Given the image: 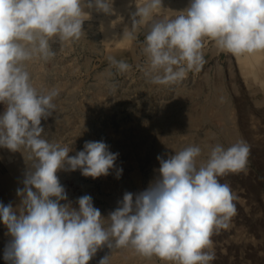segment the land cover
<instances>
[{"label":"clouds","instance_id":"obj_1","mask_svg":"<svg viewBox=\"0 0 264 264\" xmlns=\"http://www.w3.org/2000/svg\"><path fill=\"white\" fill-rule=\"evenodd\" d=\"M113 0H0V148L20 152L29 167L20 203H0V222L11 237L7 264H89L98 250L131 247L139 255L171 264H212V236L236 214V195L219 178L246 170L249 145L238 140L225 148L190 145L157 156L158 175L140 192H125L117 207L101 214L90 195L73 202L60 171L79 170L93 179L116 168L118 153L101 141L83 150L46 138L42 120L56 110L58 91L43 92L32 81L28 64L56 55L54 41L78 40L91 10L111 14ZM163 0H143L132 13L133 29L147 25L143 53L145 77L154 85L181 81L204 63L205 41L234 56L264 53V0H189L174 18L156 19ZM87 9V10H86ZM128 37L135 38L134 32ZM124 73L131 65L109 57ZM63 202V203H62ZM109 264V255L99 260Z\"/></svg>","mask_w":264,"mask_h":264},{"label":"rangeland","instance_id":"obj_2","mask_svg":"<svg viewBox=\"0 0 264 264\" xmlns=\"http://www.w3.org/2000/svg\"><path fill=\"white\" fill-rule=\"evenodd\" d=\"M164 17L174 18L175 15L171 12L169 14L160 12L155 18L162 19ZM131 21L132 16L128 22ZM83 31L90 45L82 42L80 38L67 42H58L57 40L52 43V47L56 52L54 58L48 62L36 60V63L40 66L37 70L43 72L42 76L44 77H41L44 78L45 86L46 83L48 84L46 87H49V90L53 88L54 83H58L62 79L72 80L71 83L76 82L74 84L75 95H68L66 88L56 89L59 94L54 99L56 110L53 114L58 121L53 126L49 117L47 120H42V125L45 128L48 140L61 143L62 145H69L75 150L78 149V151L83 150L84 143L87 140H102L108 145L110 140L119 131L124 129L126 123H131L136 119L151 115L158 102L170 94L169 89L174 85V83L169 84L170 87L169 85H161L162 87L156 85V87L158 86L156 88L144 76L145 70L148 67V60L142 49L148 31L147 25L138 27L135 39L132 40L133 50H130L126 57L106 54L105 44L101 35L98 36L95 32L85 27ZM97 44L101 48V51L95 48ZM109 57L128 63L131 65L130 70L124 73L119 72L111 65ZM216 61L220 63L224 78L229 83H227V89H230L236 97L244 96L251 106H253L251 114L253 118L247 119L248 121L244 123L243 127L252 129L255 137L254 141H250L247 138L245 142L250 146L252 151L257 148L260 150L256 149L255 152L259 155H264V104L256 107L253 103L254 99L260 98L264 94V90L262 88L254 92L251 90L256 89L254 87L260 83L258 79L248 76L249 67L245 65L244 61L238 60L236 56L230 53L219 51L211 41L206 40L204 63L198 70L188 71L185 78L180 82L189 83L192 78H200L205 71H208L209 75L213 76V67ZM228 62L232 63L231 67V64ZM101 70L105 71L103 79L106 84L105 86L103 85L104 82H98L95 77L96 72ZM38 71L37 73H34V71L30 73L32 79H35L39 75ZM63 76L65 77L62 78ZM49 90L46 89L43 92ZM58 103L61 104L58 105ZM57 105L61 109L57 110ZM234 109L231 112L237 110L236 108ZM3 111L4 105L0 104V113ZM64 111L66 114H64ZM234 115L240 118L239 114L235 113ZM238 118L236 117V119ZM130 132L127 130L125 134L130 135ZM180 137L184 136L180 135ZM0 150L2 153H0V181L8 175L13 180V184L16 185L20 179L22 180V166L18 160L20 152L13 153L5 148H0ZM256 153L252 154V156L250 151L245 171L219 178L221 183L229 184L232 192L236 195L237 199L233 202L236 205L237 211L229 221V226L220 229L212 236V250L215 253V260L212 264H264V171L257 163ZM135 157L133 162L135 165L127 157H124L127 163L126 166L129 169L131 168L130 170H138L141 175V184L143 189H145L157 175L154 176L155 172L148 159L145 157L139 158V155ZM59 179L66 189L68 200L73 202V206H76L75 201L79 197L91 194L94 206L100 209L104 217H107L108 213L117 207V202L123 198L117 192L114 191L113 193L110 191L109 193L104 188L103 182L107 179V176L93 179L91 177H84L77 170L64 172V174L59 176ZM3 192H0V197L4 196ZM113 249H116V247L112 249L104 247L98 250L89 264H99V260L105 255H110ZM1 256L0 253V264H6L4 256ZM153 261L155 264H171V262H165L157 257H153Z\"/></svg>","mask_w":264,"mask_h":264},{"label":"bare ground","instance_id":"obj_3","mask_svg":"<svg viewBox=\"0 0 264 264\" xmlns=\"http://www.w3.org/2000/svg\"><path fill=\"white\" fill-rule=\"evenodd\" d=\"M142 2L143 0H113V12L111 14H104L102 12L91 10L90 17L85 18L86 22H84L83 28L85 27L92 30L98 36L101 35L105 44L106 54L110 56L126 57L128 52L133 50L132 40L135 39H130L128 33L134 32L135 37V33L138 29L137 27L134 30L132 21L128 22V20L132 16V13L136 11V4L140 5ZM188 3L189 0H163L164 8L161 12H165L166 14L171 12L172 14L177 15L179 11H182L188 6ZM80 39L82 42L90 45L89 41L85 38L84 33L81 35ZM95 48H98V50L101 51L98 44L95 45ZM236 58L244 61L245 65L249 67V72L245 73L253 79H258L260 83L254 87L256 89L251 90H253V92L258 89L261 90V88L264 90V53L236 56ZM228 63L231 64V67L232 63ZM38 67L40 66H38L35 60L28 64V71L30 73L33 71L34 73H37V69H39ZM213 68V76L209 75L208 71H205L200 78H192L189 83H181L180 81L174 83L173 87L171 86L169 89L170 94L165 96L166 98L163 97L164 99H161V101L158 102L151 115L139 118L141 120L136 119L131 123L128 122L126 123V126L122 124L124 129L119 131L110 142L108 141V146L111 152L119 154L115 164L116 168H122L123 171L119 179L116 178L115 170L107 176V179L103 182L104 188L107 189V192L109 191L110 193V191H112L114 193L115 191L117 194L123 196L125 192L137 193L146 189H143L140 181L141 175L138 170H130L131 168H127L126 159L124 157H127L132 163L137 155H139V158L145 157L148 159V162L151 164L152 169L155 172V174L153 173L154 176H156L158 175L156 170H158L160 166L157 156H164L167 158V155L174 154V152L182 150L187 146L198 145L202 148L201 159H206L210 147L217 143L227 147L231 146L238 140L245 141L248 138L250 141H254V131L250 128L247 129L243 127L244 123L248 121L247 119L253 118L251 116L253 106H251L244 96L236 97L230 89H227L229 83L226 82V78H224V74L222 73L223 69L219 62L216 61ZM38 72L39 75H37L35 79H32L34 86L40 91L46 89L49 90V87H46L48 84L46 83L45 86L44 78H42L44 77L42 76L43 72ZM104 75L105 71L101 70L96 72L95 77L98 82L103 83ZM64 77L65 76L62 78ZM71 82L72 80L68 81V79H62L60 82L54 83L52 89L60 90L61 88H66L68 95H72L76 92L74 86L76 82ZM103 85H106L105 82ZM100 86L103 87L102 85ZM156 88H158V86ZM70 99L72 100V98ZM253 103L256 107L264 104V94L260 98L254 99ZM60 104L61 103H58V105ZM234 108L237 109V112H231L232 109L235 110ZM59 109H61L60 106H58L57 110ZM60 111L62 112V110ZM231 113L239 114L240 118ZM64 114H66L65 111ZM236 117L239 120L236 119ZM50 119L51 125L55 126L56 121H58L56 120V116L53 114ZM75 128L77 129V127ZM127 130L131 131L130 135L125 134V131ZM180 135H183L184 137H180ZM256 149L252 151L250 148L251 155L256 153ZM77 151L78 149L75 150L73 148V151L70 152L69 155H75ZM256 154L257 163L264 171V155ZM18 160L22 166V180L20 179L19 183L17 182L18 184L15 185L10 176L8 177V175H6V177L0 181V192L4 191V196L0 197V203L5 205L11 203L14 207L20 203V199L17 196V188H23V180L29 167L28 162L21 153L18 155ZM64 172L65 171H60L58 176H61ZM104 188L102 189L105 190ZM10 240L11 237L7 234V228L2 222H0V253L2 256H4L6 245ZM153 262V257H143L136 253L131 247L113 249L109 255V264H155Z\"/></svg>","mask_w":264,"mask_h":264},{"label":"crops","instance_id":"obj_4","mask_svg":"<svg viewBox=\"0 0 264 264\" xmlns=\"http://www.w3.org/2000/svg\"><path fill=\"white\" fill-rule=\"evenodd\" d=\"M0 153H1V150H0ZM2 154V153H1Z\"/></svg>","mask_w":264,"mask_h":264}]
</instances>
